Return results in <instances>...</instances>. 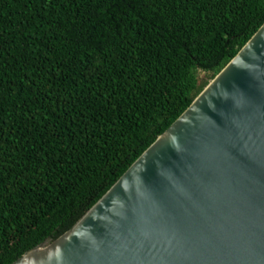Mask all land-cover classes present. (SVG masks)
<instances>
[{
  "label": "trees",
  "instance_id": "obj_1",
  "mask_svg": "<svg viewBox=\"0 0 264 264\" xmlns=\"http://www.w3.org/2000/svg\"><path fill=\"white\" fill-rule=\"evenodd\" d=\"M263 21L264 0H0V264L69 229Z\"/></svg>",
  "mask_w": 264,
  "mask_h": 264
},
{
  "label": "water",
  "instance_id": "obj_2",
  "mask_svg": "<svg viewBox=\"0 0 264 264\" xmlns=\"http://www.w3.org/2000/svg\"><path fill=\"white\" fill-rule=\"evenodd\" d=\"M11 264H264V21L69 229Z\"/></svg>",
  "mask_w": 264,
  "mask_h": 264
},
{
  "label": "rangeland",
  "instance_id": "obj_3",
  "mask_svg": "<svg viewBox=\"0 0 264 264\" xmlns=\"http://www.w3.org/2000/svg\"><path fill=\"white\" fill-rule=\"evenodd\" d=\"M199 75H200V76H203V73L201 72Z\"/></svg>",
  "mask_w": 264,
  "mask_h": 264
}]
</instances>
